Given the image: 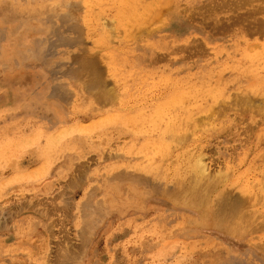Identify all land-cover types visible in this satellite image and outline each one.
Segmentation results:
<instances>
[{"label":"rangeland","instance_id":"rangeland-1","mask_svg":"<svg viewBox=\"0 0 264 264\" xmlns=\"http://www.w3.org/2000/svg\"><path fill=\"white\" fill-rule=\"evenodd\" d=\"M0 264H264V0H0Z\"/></svg>","mask_w":264,"mask_h":264},{"label":"bare ground","instance_id":"bare-ground-1","mask_svg":"<svg viewBox=\"0 0 264 264\" xmlns=\"http://www.w3.org/2000/svg\"><path fill=\"white\" fill-rule=\"evenodd\" d=\"M239 1V0H238ZM246 2V1H245ZM69 5V4H68ZM222 5V4H221ZM70 9V8H69ZM73 11V10H72ZM79 12V11H78ZM196 13V12H195ZM247 13V12H246ZM58 15V14H57ZM72 15V14H71ZM74 16V15H73ZM231 18H233V17H231ZM234 19V18H233ZM238 20V19H237ZM220 23V22H219ZM68 24V23H67ZM216 27V26H215ZM220 27H221V25H220ZM219 27V28H220ZM223 27V26H222ZM226 27H227V25H226ZM225 27V28H226ZM246 29V28H245ZM219 30V29H218ZM217 30V31H218ZM71 45V44H70ZM191 48V47H190ZM86 58V57H85ZM84 58V59H85ZM88 64V63H87ZM82 65H83V63H82ZM84 65L85 66H87L86 65V61H84ZM83 65V66H84ZM100 65V64H99ZM87 68V67H86ZM87 75V74H86ZM103 76H104V74H103ZM106 79V78H105ZM95 82V81H94ZM96 84V83H95ZM101 85V84H100ZM176 99V98H175ZM222 107V106H221ZM153 116V115H152ZM173 118V117H172ZM192 120V119H191ZM168 124H169V121H168ZM171 125V124H170ZM169 125V126H170ZM178 125V124H177ZM194 125V124H193ZM176 127V126H175ZM169 129H171V128H169ZM169 131H171V130H169ZM181 132V131H180ZM190 134V133H189ZM163 136V135H162ZM179 141V140H178ZM182 145V144H181ZM170 148V147H169ZM173 148V147H172ZM188 150H189V148H188ZM183 154V153H182ZM188 154H189V152H188ZM182 156V155H181ZM157 157V156H156ZM183 157V156H182ZM182 157H180V159L179 160H181V158ZM185 157H186V155H185ZM189 156H187L186 158H188ZM192 157V156H191ZM155 158V157H154ZM193 158H194V155H193ZM192 158V159H193ZM194 161H193V163H191V165H192V171H193V176H192V179H191V182L190 183H188V185H185L186 184V182L184 183L183 181V183H184V185H183V183H181V186H182V188H180L176 193H179V192H181V191H185L186 193H187V199H189V201L190 202H196V201H200V202H205V199H206V197H207V193H208V191H209V189L211 188V186H213L214 184H213V182H212V178L209 176V174L207 175L206 174V168H205V164L202 162V160H201V158L197 155V157L195 158V159H193ZM179 162V161H178ZM181 162H184V160L183 161H181ZM180 162V163H181ZM185 162H186V160H185ZM182 166V165H181ZM186 166H188V164H186ZM185 167V166H184ZM189 167V166H188ZM178 168H179V164H178ZM181 168H183V167H181ZM191 168V167H190ZM184 169V168H183ZM187 169V168H186ZM181 171V170H180ZM186 171V170H185ZM189 171V170H188ZM188 171L186 172V173H188ZM185 173V175H187ZM166 174V173H165ZM180 174H182V173H180ZM180 178V177H179ZM185 178H187V176L185 177ZM180 179H182V178H180ZM183 180V179H182ZM185 181V180H184ZM190 180H188V182H189ZM176 190V189H175ZM223 195V194H222ZM225 196V195H224ZM224 196H223V198H224ZM220 199H221V197H219ZM222 198V199H223ZM219 199V200H220ZM221 199V200H222ZM227 199V198H226ZM207 201V200H206ZM222 201H224V200H222ZM219 202V201H218ZM217 202V204L218 205H220L219 203L221 202H219L218 203ZM225 203H226V201H224ZM194 204V203H193ZM230 204V203H229ZM195 205V204H194ZM221 205H224V204H222L221 203ZM232 205V204H231ZM241 205V204H240ZM201 206V205H200ZM227 208H229L230 209V205H228L227 204ZM243 206V205H242ZM242 206H240V207H242ZM218 207H220V206H218ZM217 206H216V209L215 210H217V208H218ZM223 207H225V206H221L220 208H219V213L221 214V210L220 209H222ZM232 207H233V205H232ZM231 207V208H232ZM240 209V208H239ZM223 210V209H222ZM225 210V209H224ZM232 210V209H231ZM230 210V211H231ZM226 211H228L229 212V210H226ZM238 211V210H237ZM236 211V212H237ZM245 213V212H244ZM248 218V217H247ZM246 220V219H245ZM212 223V222H211ZM221 225V224H220Z\"/></svg>","mask_w":264,"mask_h":264}]
</instances>
